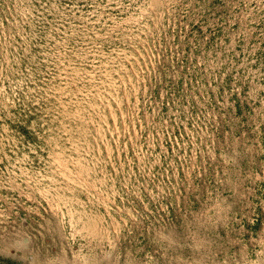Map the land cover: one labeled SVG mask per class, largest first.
Segmentation results:
<instances>
[{
    "label": "rangeland",
    "instance_id": "374dc122",
    "mask_svg": "<svg viewBox=\"0 0 264 264\" xmlns=\"http://www.w3.org/2000/svg\"><path fill=\"white\" fill-rule=\"evenodd\" d=\"M0 264H264V0H0Z\"/></svg>",
    "mask_w": 264,
    "mask_h": 264
}]
</instances>
